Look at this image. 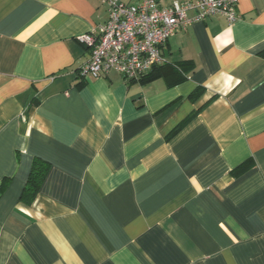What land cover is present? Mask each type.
Segmentation results:
<instances>
[{
    "label": "crops",
    "instance_id": "1",
    "mask_svg": "<svg viewBox=\"0 0 264 264\" xmlns=\"http://www.w3.org/2000/svg\"><path fill=\"white\" fill-rule=\"evenodd\" d=\"M235 11L142 83L78 75L102 0H0V264H264V0Z\"/></svg>",
    "mask_w": 264,
    "mask_h": 264
},
{
    "label": "built area",
    "instance_id": "2",
    "mask_svg": "<svg viewBox=\"0 0 264 264\" xmlns=\"http://www.w3.org/2000/svg\"><path fill=\"white\" fill-rule=\"evenodd\" d=\"M107 19L104 24L77 41L88 48V62L80 68L83 78L116 72L125 81L139 82L153 68L163 65L160 49L168 39L190 25L222 16L237 21V0L172 1L161 7L156 0L126 5L119 0H102ZM193 11L194 15L188 13Z\"/></svg>",
    "mask_w": 264,
    "mask_h": 264
},
{
    "label": "trees",
    "instance_id": "3",
    "mask_svg": "<svg viewBox=\"0 0 264 264\" xmlns=\"http://www.w3.org/2000/svg\"><path fill=\"white\" fill-rule=\"evenodd\" d=\"M159 67V66H157ZM155 67V68H157ZM154 69V68H153ZM152 69V70H153ZM155 76L152 71L146 74L143 78L140 79V82H145L153 79ZM198 93V92H197ZM196 94H193V97ZM49 171V164L40 160L34 159L32 161L30 173L27 179V182L24 186V189L21 193L20 201H24L26 203H31L36 194L38 193L41 185L43 184L47 174Z\"/></svg>",
    "mask_w": 264,
    "mask_h": 264
}]
</instances>
